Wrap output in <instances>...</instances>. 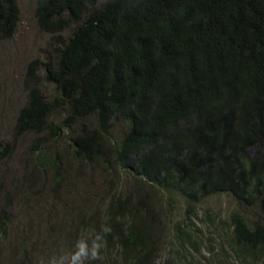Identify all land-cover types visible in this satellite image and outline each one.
<instances>
[{
	"label": "trees",
	"instance_id": "1",
	"mask_svg": "<svg viewBox=\"0 0 264 264\" xmlns=\"http://www.w3.org/2000/svg\"><path fill=\"white\" fill-rule=\"evenodd\" d=\"M36 15L43 31L70 34L43 64L52 92L30 64L16 124L54 187L79 183L84 205L50 227L56 246L74 250L75 224L89 239L110 225L93 264H160L167 247V263L184 264L204 243L203 200L226 194L239 203L222 227L236 262L264 264V0H39ZM19 19L17 0H0V40ZM65 135L67 164H78L67 172L48 147ZM17 235L8 264L58 254L46 257L41 232L0 205V239Z\"/></svg>",
	"mask_w": 264,
	"mask_h": 264
},
{
	"label": "rangeland",
	"instance_id": "2",
	"mask_svg": "<svg viewBox=\"0 0 264 264\" xmlns=\"http://www.w3.org/2000/svg\"><path fill=\"white\" fill-rule=\"evenodd\" d=\"M38 2L39 0H17L20 19L15 33L11 38L0 40V205L17 228L31 226L41 232V239H46L44 254L47 257L51 253H68L59 244L56 246L55 232L51 235L49 230L53 225L54 229L64 225L62 218L70 217L74 208L81 209L84 202L81 195L80 198L77 196L79 183L71 185L67 190L62 187L59 189L54 187L53 171L43 167L35 168V152L32 150L34 135L16 132L19 113L28 101V86L33 85L27 77L30 64L38 61L37 74L42 77V81L39 80L42 82L40 87L52 92L53 88L43 78V64L53 62L56 48L63 45V42L65 44L70 35L66 32L61 34L62 37H56L40 28L36 15ZM67 142L68 135L57 142H52L51 138L48 140L50 151L58 152L66 163V172L76 170L78 166L77 163L67 164ZM75 175L76 172H73L66 179L64 187L76 180ZM100 177L97 170L91 176L86 186L90 194L96 191V180ZM69 190H72L71 193L67 192ZM63 202L68 205L65 206ZM170 202L175 201L170 199ZM238 205V202L226 194H216L203 200L195 222L204 243L201 251L188 252V261L184 264H238L222 228L229 226L230 215L233 211H239ZM83 226L75 224V229L71 231L78 236L77 240L90 237L91 232L82 229ZM62 229L65 232L64 226ZM170 236L166 237L167 241ZM19 237L20 235L12 237L10 242L5 238L0 239V254L3 253L4 264L9 263L10 256L13 258L14 251L10 248L18 244ZM167 248L162 252L160 264H169L167 262L172 252Z\"/></svg>",
	"mask_w": 264,
	"mask_h": 264
},
{
	"label": "clouds",
	"instance_id": "3",
	"mask_svg": "<svg viewBox=\"0 0 264 264\" xmlns=\"http://www.w3.org/2000/svg\"><path fill=\"white\" fill-rule=\"evenodd\" d=\"M111 231L110 225L102 226L90 239H78L70 254L54 255L48 259L47 264H93V262L102 260L106 238Z\"/></svg>",
	"mask_w": 264,
	"mask_h": 264
}]
</instances>
